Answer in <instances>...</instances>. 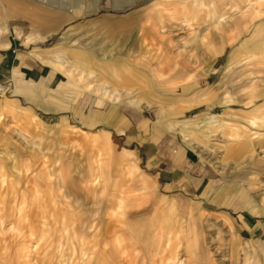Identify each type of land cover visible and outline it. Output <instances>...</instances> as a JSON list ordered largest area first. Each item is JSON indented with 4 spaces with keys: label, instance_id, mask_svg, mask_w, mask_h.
I'll list each match as a JSON object with an SVG mask.
<instances>
[{
    "label": "crops",
    "instance_id": "crops-1",
    "mask_svg": "<svg viewBox=\"0 0 264 264\" xmlns=\"http://www.w3.org/2000/svg\"><path fill=\"white\" fill-rule=\"evenodd\" d=\"M211 1L0 0V264H264V1Z\"/></svg>",
    "mask_w": 264,
    "mask_h": 264
},
{
    "label": "rangeland",
    "instance_id": "rangeland-1",
    "mask_svg": "<svg viewBox=\"0 0 264 264\" xmlns=\"http://www.w3.org/2000/svg\"><path fill=\"white\" fill-rule=\"evenodd\" d=\"M93 0H84L85 4H91ZM258 1H264V0H258ZM218 0H212L211 1V6H210V11L212 12L211 15L212 17L219 15L218 10H217V5H218ZM95 9V8H94ZM81 15V14H80ZM40 232V235L37 236L39 238V242L40 243H44L46 241V238L43 236V232L42 231H34V233H38ZM54 240L51 239V242H53ZM82 241V239H81ZM42 245V244H41ZM34 248H37V246H34ZM54 254V252L52 251V249H36V251L34 252V261L36 262H42V263H47L50 260V257ZM59 255H61V251L58 252ZM80 258L83 259V262H81L82 264H88L87 263V259H88V254L87 253H80Z\"/></svg>",
    "mask_w": 264,
    "mask_h": 264
},
{
    "label": "built area",
    "instance_id": "built-area-1",
    "mask_svg": "<svg viewBox=\"0 0 264 264\" xmlns=\"http://www.w3.org/2000/svg\"><path fill=\"white\" fill-rule=\"evenodd\" d=\"M9 90V86L7 84V82H5L1 77H0V96L4 95L5 93H7V91Z\"/></svg>",
    "mask_w": 264,
    "mask_h": 264
}]
</instances>
